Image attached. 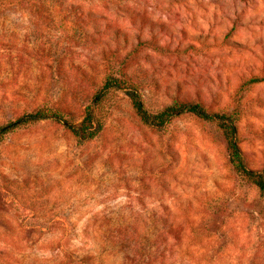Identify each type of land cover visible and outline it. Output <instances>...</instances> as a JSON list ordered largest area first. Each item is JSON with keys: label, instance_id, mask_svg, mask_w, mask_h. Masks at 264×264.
Returning <instances> with one entry per match:
<instances>
[{"label": "rangeland", "instance_id": "1", "mask_svg": "<svg viewBox=\"0 0 264 264\" xmlns=\"http://www.w3.org/2000/svg\"><path fill=\"white\" fill-rule=\"evenodd\" d=\"M112 74L150 113L231 116L264 169V0H0V126L76 125ZM82 144L60 122L0 140V264H264V202L221 131L190 114L143 124L120 90Z\"/></svg>", "mask_w": 264, "mask_h": 264}, {"label": "trees", "instance_id": "2", "mask_svg": "<svg viewBox=\"0 0 264 264\" xmlns=\"http://www.w3.org/2000/svg\"><path fill=\"white\" fill-rule=\"evenodd\" d=\"M111 90H120L130 103L131 108L135 112L139 120L151 127H162L167 124L173 117L190 114L202 122L213 123L221 131L227 151L228 161L234 172L242 179L252 184L258 193L260 200L264 202V169L260 171H252L246 168L243 163L242 155L237 147L235 139V128L231 116L223 114L208 113L197 104L179 103L165 107L158 113H150L143 105L139 90L131 80L118 78L112 74L107 75L100 89L94 94L90 105L83 110V116L76 125H71L62 120L61 116L56 113L36 111L24 114L16 120L0 126V140L6 133L14 130L20 125L27 123H35L46 119H53L60 122L64 127L77 139L78 144L94 138L101 130L100 120L93 114V106L100 102L103 96Z\"/></svg>", "mask_w": 264, "mask_h": 264}]
</instances>
